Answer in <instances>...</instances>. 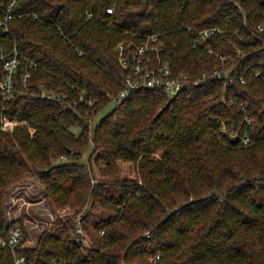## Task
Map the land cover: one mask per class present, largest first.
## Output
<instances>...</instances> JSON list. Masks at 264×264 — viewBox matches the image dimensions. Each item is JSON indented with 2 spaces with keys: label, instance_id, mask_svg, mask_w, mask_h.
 Returning <instances> with one entry per match:
<instances>
[{
  "label": "trees",
  "instance_id": "trees-1",
  "mask_svg": "<svg viewBox=\"0 0 264 264\" xmlns=\"http://www.w3.org/2000/svg\"><path fill=\"white\" fill-rule=\"evenodd\" d=\"M10 2L0 0V19ZM238 3L251 14L261 7V0H18L10 31L0 33V57L2 46L16 45L36 64L27 87L23 60L18 92L7 99L0 91V242L20 224L24 264H264V79L250 73L238 85L251 123L221 79L174 97L142 89L112 102L127 77L118 42L160 34L173 69L197 75L211 58L191 43L194 30L241 24ZM5 75L0 58V80ZM111 106L98 120L89 116ZM4 116L21 123L4 130ZM32 178L61 212L38 235L17 204ZM80 214L88 247L76 240ZM15 261L0 245V264Z\"/></svg>",
  "mask_w": 264,
  "mask_h": 264
},
{
  "label": "built area",
  "instance_id": "built-area-1",
  "mask_svg": "<svg viewBox=\"0 0 264 264\" xmlns=\"http://www.w3.org/2000/svg\"><path fill=\"white\" fill-rule=\"evenodd\" d=\"M18 0H11L6 7V13L0 19V33L10 31L9 20L13 16V7ZM241 15V24L232 26L224 25L210 26L202 29H195V36L191 39L193 46L203 49L211 58V66L208 70L197 75L187 71H175L163 57L165 43L160 34H148L139 41L123 39L116 45L121 66L126 69L127 77L123 89L112 98V102L118 104L134 90L162 89L171 97L179 95L187 87L200 86L209 81L223 80L226 89L230 88V101L238 103L245 114L247 123L252 122L251 109L247 100L242 98V89L238 85L247 83L248 74L262 77L264 79V0H261V7L252 14L238 3ZM109 14L115 13V6L107 8ZM5 77L0 80V91L5 98H10L18 92L16 76L23 60L27 61L28 67L20 76V84L27 87L31 76L30 68L35 62L27 56L22 55L17 46L9 50L1 47V57ZM44 96L62 99L60 93L49 94L43 91ZM65 97V96H64ZM241 97V98H239ZM83 103L92 105L93 101L81 97ZM89 113V110L87 111ZM21 122L16 119L2 117L1 128L13 131ZM222 132H228L226 124H222ZM244 142L249 143L250 138L244 137ZM82 215L76 218L77 234L76 240L88 247L89 236L82 225ZM104 231H102L103 233ZM150 236L149 233H147ZM25 237V232L20 224H15L9 230V235L1 239L0 245L9 246L16 257V264H24L26 256L17 254L16 247ZM91 242V240H90ZM51 264H68L66 260H54Z\"/></svg>",
  "mask_w": 264,
  "mask_h": 264
},
{
  "label": "rangeland",
  "instance_id": "rangeland-1",
  "mask_svg": "<svg viewBox=\"0 0 264 264\" xmlns=\"http://www.w3.org/2000/svg\"><path fill=\"white\" fill-rule=\"evenodd\" d=\"M112 109V106L105 109L102 113H97L94 115H89L93 120H98L101 116L106 114ZM88 111V110H87ZM86 114L88 115V112ZM75 132H78V127H72ZM90 150V149H89ZM88 151L82 156L81 161H86L88 156ZM17 200V199H15ZM11 199V204L13 203ZM19 205V212L22 215H31L34 223H28L27 227L29 228L31 235H38L43 229L51 225V223L57 218L61 212L56 210L46 199L44 190L42 189L41 184L35 178L29 179L26 184L22 186L21 189V198L17 200ZM10 215H13L12 213ZM88 243L90 239L87 240Z\"/></svg>",
  "mask_w": 264,
  "mask_h": 264
}]
</instances>
